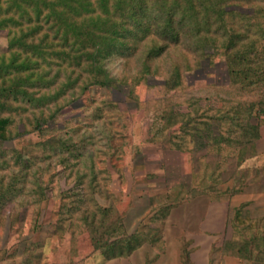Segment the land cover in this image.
Returning a JSON list of instances; mask_svg holds the SVG:
<instances>
[{
	"label": "rangeland",
	"instance_id": "obj_1",
	"mask_svg": "<svg viewBox=\"0 0 264 264\" xmlns=\"http://www.w3.org/2000/svg\"><path fill=\"white\" fill-rule=\"evenodd\" d=\"M229 3L242 4L244 14L254 15L246 20L249 24L237 17L233 23L238 32L248 35L247 40L237 46L238 51L247 52L248 45L255 43L256 53L248 66V80L230 77L227 61L238 51L229 54L225 45L218 43L208 47L207 53L212 56L205 58L187 41L171 46L163 56L151 62L149 65L157 74L145 79L142 68L148 45L144 44L138 56L116 57L107 65L119 85L114 88L93 86L84 93L77 91L74 100L56 114L51 128L54 130L47 131L48 138L59 136L55 128L65 125L86 128L93 134L112 132L115 148L112 157L104 153L107 148L101 133L96 143L99 151L92 142H84L82 138H75L74 144L84 148L85 157L81 160L97 154L96 167L108 171L99 175L101 188L96 198L100 205L112 207L120 218L112 239L125 238L139 230L143 243L128 256L106 260L94 249L81 219L60 228L58 212L64 201L59 191L69 190L74 185L60 176L53 182V191L48 192L49 198L41 207L9 204L0 209V264H264V260H254V254L251 259H242L226 248L228 240L238 238L231 220L235 208L241 204H248L249 216L261 221L264 230V197L258 199L251 195L256 187L252 185L248 167H242L244 158L249 155L248 147L225 143L218 132V123L210 134V144L200 151L180 152L172 150L169 141L151 140L154 129L158 128H152L155 116L171 106L185 114L199 103L211 115L216 110L230 109L237 102L254 104L255 111L264 103V0H231ZM255 10L260 14H255ZM26 12L33 14L30 8ZM24 15L18 8L9 14L12 22L0 29V54L8 52L11 37L16 35L31 44L40 41L44 48L58 52L66 65L70 64L69 55L61 48V38L52 36L51 32L47 37L41 35L46 26L53 28V22L47 23L44 17L26 22ZM178 68L182 87L170 92L164 88V81ZM181 126L180 123L171 127V136L180 135ZM40 141L39 132H27L6 142L4 147L36 157L43 154L36 147ZM57 171L62 173L63 167L57 166ZM51 174L45 177L46 181ZM209 190L226 191L227 195L216 205L206 196L185 202L190 195ZM220 204L222 206H218ZM219 207L225 214L224 232L215 234L217 238L210 251L198 252L202 246H196L195 240L203 234L200 224L205 221L208 209L218 210ZM171 208V214L162 223L153 222L154 215ZM159 233L162 242L144 243L145 237Z\"/></svg>",
	"mask_w": 264,
	"mask_h": 264
},
{
	"label": "trees",
	"instance_id": "obj_2",
	"mask_svg": "<svg viewBox=\"0 0 264 264\" xmlns=\"http://www.w3.org/2000/svg\"><path fill=\"white\" fill-rule=\"evenodd\" d=\"M229 1L0 0V29L10 25L9 14L17 8L25 14L26 22L44 17L47 23L53 22V28L46 26L42 37L51 33L60 37L61 48L70 57V64L66 65L55 50L44 48L38 40L31 44L16 35L11 37L8 52L0 54V209L9 204L41 207L49 198L48 192L53 191V182L62 176L74 185L69 190L59 191L64 201L58 212L60 228H66V223L79 218L89 231L94 249L106 260L132 254L143 243L140 242L142 233L138 230L125 238L112 239L120 218L112 207L100 205L96 198L101 188L99 175L108 171L96 167L97 154L81 160L85 157L84 148L74 144L75 138H82L96 147L101 133L107 148L104 153L112 157L115 151L112 132L93 134L86 128L65 125L55 128L59 136L48 138L47 131L52 128L56 114L74 100L77 91L84 93L93 86L114 88L119 85L107 65L116 57L138 56L144 44L148 45L142 68L145 79L157 74L149 64L183 41L191 47L195 45L205 58L212 56L207 53L208 47L218 43L224 44L229 54L238 51L237 46L244 43L248 35L233 27L234 18L249 24L246 20L254 15L244 14L242 4ZM29 8L33 14L26 12ZM254 13L260 14V11ZM255 49V43L251 42L247 52L238 51L228 58L232 80L250 78L248 66ZM182 83L178 68L164 81V88L176 91ZM105 105L113 106L106 102ZM192 107L181 114L171 106L155 116L152 128H158L154 129L151 140L169 141L171 149L180 152L200 151L210 144L215 123L228 145L243 147L260 138L264 117L262 102L256 111L254 104L237 102L230 109L216 110L211 115L199 103ZM180 123V135L171 136V127ZM27 132L40 133L41 141L36 147L42 151L41 156L27 157L16 149H5L6 142ZM96 150L99 151L97 147ZM59 165L63 167L62 173L57 171ZM48 174L51 176L46 181ZM247 207L244 203L235 208L231 227L238 238L227 242L226 248L242 259H251L254 254V260H264L263 225L249 216ZM167 215L168 211L158 213L153 222L160 224ZM144 241L155 245L161 238L152 234Z\"/></svg>",
	"mask_w": 264,
	"mask_h": 264
},
{
	"label": "crops",
	"instance_id": "obj_3",
	"mask_svg": "<svg viewBox=\"0 0 264 264\" xmlns=\"http://www.w3.org/2000/svg\"><path fill=\"white\" fill-rule=\"evenodd\" d=\"M219 144V143H216ZM248 147V153L249 155L244 158L246 161L243 163L244 165L242 167H248L249 176H251V182L254 187H256V192L251 191V195H255L258 199L261 197H264V117L261 120V127H260V138L247 146H244L243 148ZM243 162V161H242ZM227 195L226 191L219 190L218 192H212L211 190L205 191L202 194H195L190 195L186 201H192L198 196H206L211 200V203L216 205L218 201H223L224 197ZM222 206V204L218 205ZM219 207L218 210L212 208L207 210V216L205 218V221L200 224L201 230L203 231V234L199 235V240H195L196 246H202L199 247V250H202L204 252L210 251L211 246L215 243L217 236L215 234H218L219 232H224L225 229V214L224 210H220ZM214 209V210H213ZM172 208L168 211L167 217L171 214ZM166 217V218H167ZM161 238V242L163 241L162 236L157 234ZM230 241V240H228ZM227 241V242H228ZM147 243V242H144ZM145 264H148L147 262Z\"/></svg>",
	"mask_w": 264,
	"mask_h": 264
}]
</instances>
